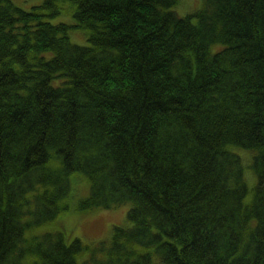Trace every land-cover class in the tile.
<instances>
[{"label":"trees","instance_id":"obj_1","mask_svg":"<svg viewBox=\"0 0 264 264\" xmlns=\"http://www.w3.org/2000/svg\"><path fill=\"white\" fill-rule=\"evenodd\" d=\"M179 1L0 0V264H264V0ZM74 174L131 203L92 248Z\"/></svg>","mask_w":264,"mask_h":264},{"label":"rangeland","instance_id":"obj_2","mask_svg":"<svg viewBox=\"0 0 264 264\" xmlns=\"http://www.w3.org/2000/svg\"><path fill=\"white\" fill-rule=\"evenodd\" d=\"M23 9H29L32 5L39 4L42 0H12ZM203 0H180L173 9L178 15H185L193 12L201 6ZM51 21L75 22L71 13H62L52 17ZM70 40L79 44H86V34L81 28H74L70 31ZM57 83V80H54ZM239 147H235L237 149ZM245 150V148L240 149ZM251 158L249 152H242V160L247 162ZM247 170L249 186L255 182L253 174ZM254 180V182H252ZM89 194V183L82 174H74L71 178V192L65 197L68 209L62 211L53 221L42 225L41 230H52L65 232L67 241L73 237H79L91 248L99 242H108L115 225L127 224L126 213L130 202L109 208H87L79 206L81 199ZM250 198L248 193L246 200ZM84 256V255H83ZM81 256V257H83Z\"/></svg>","mask_w":264,"mask_h":264}]
</instances>
